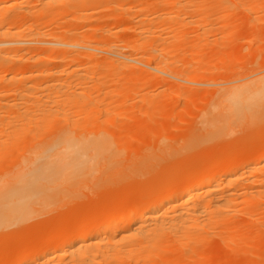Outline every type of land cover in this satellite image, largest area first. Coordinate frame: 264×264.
I'll return each mask as SVG.
<instances>
[{
	"label": "bare ground",
	"instance_id": "6f19581e",
	"mask_svg": "<svg viewBox=\"0 0 264 264\" xmlns=\"http://www.w3.org/2000/svg\"><path fill=\"white\" fill-rule=\"evenodd\" d=\"M9 1L0 0V151H7V149L2 150L6 147L2 146L8 138L38 140L43 144L31 150L30 156L20 164L17 171L9 174L6 172L0 177V227L8 221L23 219L37 203L45 204L49 198H64L87 184L106 187L113 181L123 180L129 173L135 172L134 167L131 168L124 163L125 159L120 150L114 148L115 138L113 140L112 137L101 135L102 127H107L106 123L112 126V122H117L119 117L124 116L122 109L114 113L110 103H107L106 108L101 105V95L110 93L114 90L111 88L117 87L116 84L120 83L116 81L120 80L118 78L121 75L115 80L110 78L113 76L110 74H113L116 67L118 69H120L119 66L125 69L127 67L128 72H143L149 76V79L153 78V82L161 81V83L168 84L169 87L163 85L165 88L182 85L190 89L193 87L191 85L196 84L206 86L205 90H211L213 95L206 102L205 116L200 126H196L195 129L196 132L205 130L204 138L223 137L241 128L244 124L264 118V68L239 78L231 77L223 82H207L204 75L198 73L201 70H196L195 66V70L193 67L191 69H189L190 66L187 67L194 57L188 61L189 64L183 60L185 54H183V61H177L178 56L182 57L178 53L185 52V48H182L184 45L172 47L174 43L179 46L181 42L182 44L186 42L184 38L188 33L184 36L182 28L192 25L197 33L192 31L195 37H192L193 39L189 42L191 44L189 48L192 47L193 51L195 47L202 46L203 49L205 42H208V35L211 33L213 35L218 28L211 21L213 16L210 17L213 9L216 10V6L220 8L216 14L212 15L228 17L229 15L234 16L239 10L240 12L260 10L259 8H263L264 4L262 0H254L251 3L249 1L248 4H244L241 0H37L39 5L44 6L43 10L48 5L54 6H51L54 8L51 16L53 20L57 16L60 17V12H64L60 10H65L64 13L67 12L65 16L68 19L69 17L78 18L76 20L81 21L82 24L83 21L93 16L92 13L91 15L87 12L92 7L107 10L110 9L111 4L120 6H115L117 10L119 9L118 11L113 8L116 12L106 15L108 20L104 19L105 23L100 21L101 17L98 18L99 20L96 19L102 26L99 22L97 24L99 26L88 23V27L85 28H89L90 36L88 33V37L79 38V36V39L75 36H66L68 28L63 27L55 32L36 28L38 26L30 28L31 26L27 24L28 27L22 28L19 19L21 15L27 18L26 15L31 13L32 16L30 15L29 18L33 17L35 20L37 16L32 14L30 7L26 10L23 6L24 10L21 9L20 12L17 11V14L8 17L6 9L13 8L12 5L16 4L11 1L9 3ZM106 1L111 5L110 7L106 8ZM4 9L6 15H3ZM41 12L45 11L40 10V14ZM196 12L201 13V16L192 21L186 20V15L190 18L189 14ZM19 13H21L20 16ZM47 14L50 19V14ZM42 16L44 14L39 15V19ZM194 16L191 15L192 18ZM106 21H109V24H106ZM170 27L174 28L169 30ZM188 29L190 31V28ZM124 30H129L131 37L126 36L127 33L124 34L126 37L121 35L120 32ZM97 32L98 34L101 32L100 37H94ZM230 39V33H225L220 37H214L210 42L220 44ZM207 46H210L209 43ZM32 50L37 52L34 54L36 55L35 64L25 68L26 64L24 65L23 61L27 57L23 52L33 53ZM217 52L216 50L214 52L216 56ZM197 53L198 51H195L194 54ZM176 54H178V59L175 60ZM222 54L221 60L224 58L228 60ZM32 56L30 58L34 60ZM211 58L214 60L213 57ZM53 60L57 63L52 65ZM96 61L98 64L100 62L110 64L107 67L110 74L108 76L103 74L105 78L96 72V67H98ZM14 65L18 67L15 68ZM201 66L203 68L202 64ZM102 69L100 67L99 70L102 71ZM130 69L132 70L129 71ZM2 72L5 73L2 75ZM96 73L98 76L95 77ZM138 73L129 74L139 79ZM106 77L109 78L108 81ZM142 78L139 79V85L144 82L146 84L144 79V82H141ZM130 82L128 85L122 84L123 87H120V83V89L117 87L115 93L127 92L129 84L133 83L135 86V82L132 80ZM137 84L136 82V86ZM143 85L135 91L139 92L137 90L139 88L141 90ZM152 85L154 86L155 83ZM145 88H147L146 85ZM167 90L164 96H168L166 106L160 105L163 103L161 101L159 103V99L155 100L158 103H154L153 100L157 98L156 94L146 99L144 97L149 102L148 104H155V107L159 105L162 108L159 106V109L156 108L157 112L153 113L156 116L160 113L165 117L166 113L163 114L160 109L166 110L167 106L170 109L173 104L170 95L173 96L172 93H175V90L171 94ZM157 91L159 94L162 90ZM94 92H96L95 95H92ZM120 93L122 92L118 95L123 96L124 93ZM134 94L129 97L133 98ZM169 98L170 105L168 104ZM162 99L165 105L166 98L162 97ZM125 101L121 100L119 105ZM98 107L103 108L101 113L105 117L101 121L103 123H98L100 125L93 122V119L99 116ZM75 109L81 110L77 116L79 115L82 123L84 122L86 129L82 127V130L72 135L66 127L74 126L80 120L78 117L72 118L71 111ZM156 109L149 112L152 113ZM172 110L173 108L168 111L172 112ZM129 113L128 111V115L125 114L129 122L140 121L137 126L143 124L138 128L139 130L148 124L149 118L144 119L141 115L143 112L137 115L138 117L140 115L138 119L135 115L137 113L133 114L136 118ZM149 115L152 120V114ZM170 116L172 113L165 117L166 120L163 118V125L169 124L167 119L169 120ZM181 117L179 115V119ZM172 119L173 117L171 122ZM162 128L158 129L160 135L158 132L156 135L162 136ZM127 129L129 128H126V131L134 130ZM156 129L151 131L154 132ZM110 130L114 133L112 128ZM137 130L125 134L131 138L132 133L140 135L146 131L137 132ZM112 133L111 135H114ZM154 133L151 134L155 135ZM133 134L132 137H135ZM151 134L147 135V139L148 137L149 140L152 139ZM145 150L143 147V151ZM149 150L145 153L141 151V161L151 162L154 158L153 152H148ZM174 177L171 180L174 185L172 184L173 186L169 189L163 188V190L157 185V189L153 187L147 192L148 196L145 193V196H142L144 192L142 191L136 203H132V206H129L131 205L129 203L126 207L127 204H125L124 209L121 207V211L120 208L119 211L112 207L111 210L101 208L79 223L74 222L75 220H66L64 230L53 234L46 246L41 244L29 246L30 249L35 248L34 253L17 251L11 254L1 242L4 249L0 248V264H187L188 260L192 259L191 255L193 256L196 251L205 252L210 257L215 252L218 254L215 239H220L221 245H224L223 248L233 253L230 254L231 258L223 257V261L216 264H239L241 261L234 262V260L240 253L249 252L254 246L263 244L264 149L251 160L247 154L228 156L223 164L207 163L202 169H190L183 181H180L182 178L179 180L175 178L174 181ZM239 217L245 218L246 221L239 222ZM245 225L259 227L263 235L257 234L254 238L243 237L242 228H245ZM169 253L172 254V258L166 257ZM164 254L165 257H163ZM178 255H181L182 259ZM157 260L159 262L155 263ZM203 260L200 258L192 264H202ZM259 260L258 264H262L264 255ZM251 261H244L245 263L242 264H254Z\"/></svg>",
	"mask_w": 264,
	"mask_h": 264
},
{
	"label": "rangeland",
	"instance_id": "374dc122",
	"mask_svg": "<svg viewBox=\"0 0 264 264\" xmlns=\"http://www.w3.org/2000/svg\"><path fill=\"white\" fill-rule=\"evenodd\" d=\"M10 1L15 2L19 7L20 6L21 7H20V9H17L19 7L18 6L16 7L15 6L16 4L12 5V6H14L13 8L8 7V9H6L8 17L17 14L18 12L21 11V9L24 10L23 8H25L27 10V9H29V7H30L29 10L30 11L32 10L31 11L32 14L37 16L38 21H37V19L35 20V18H33V17H31L32 19L29 18L31 13L26 15L28 19L25 16L21 15V13H19L18 15L19 16L21 15L19 19L21 21L20 23H22L21 24L22 28H24L25 26L28 27L27 25L31 26L30 28L38 26L36 28H40V29H42L44 31H48V32L49 31L55 32L59 28L63 27L64 29L68 28L71 30L70 31V30L66 29L67 30L65 33L66 36H68V37H74L75 36L76 38H78L79 36H80L79 38L88 37L87 36L88 33L90 36L89 28L86 29L85 27H88L89 24L97 25L98 22L100 23V21L102 23L103 22L105 23V20H108V19H106L107 18L106 15L113 14L114 12L118 11L119 9L117 10V7H115V6L120 7L117 3H116L117 5L111 4L112 6L114 5V7H112L107 1H106L107 2L106 8L111 6L110 9L106 10L105 8H102V10H98V8L92 7L90 9L92 12H90V10H87V12L89 14L92 13L93 16L91 17V19H88L87 21H83V24H82V22L80 20H79L80 22H78V20H76L78 18H74V17L70 18L69 17V19H68V17L65 16V15H67V12L64 13L65 10H60V11H64V12H60V17L57 16V18L55 17L56 20H55V18L53 20V18L51 17L52 13L54 12V8H51V6H53V5H48V6H46L45 10H43L44 6L39 5L37 0H10ZM10 1H9V3H10ZM241 1L244 4H248L249 1L251 3L254 0H244V1L241 0ZM106 2H105V4H106ZM262 2L264 3V0H262ZM36 4L38 6H36ZM15 7H16V9H15ZM37 7H40V8H37ZM93 8H95V9H93ZM113 8H115L116 11H114L115 9H113ZM219 8L220 7L216 6V10L213 9V13L216 14V12L219 10ZM36 9H39V10H36ZM49 9H51L53 11L50 12ZM259 9L260 10L257 9V11L256 10L246 11L245 10L242 12H240L241 10H239L235 13L234 16L229 15L228 17L227 16H220V15H212L213 14L212 13L210 15V17L213 16V19L211 21L218 28L216 29L215 32H213V35H212V33L208 35L210 40L207 37L208 42H205L206 45L205 44L203 45L204 46L203 49H202V46L195 47L196 50H194L195 49L194 48L193 51L191 49L192 47L189 48L191 46V44L189 42L195 37L194 33L196 34L197 31L193 28L192 25L188 26V27L187 26L183 27L184 28V29L182 28V30H184V32H182L183 35L188 33L189 35L187 34V36L190 38H188L186 35H184L187 38V39L184 38V40L186 42L184 44H182V42H181V44L179 46H177V44L174 43L172 47L176 48V47H182L184 45L182 48H185L184 50L187 53H185V52L184 53H178L179 55L181 54L182 57L181 56L179 57L178 54H176L174 59L176 60L179 58L177 61L186 60L185 62H187L188 64L190 62H192L187 67L190 66L189 69H191L192 67L194 68V66H195L196 70H199V71L201 70L198 73H202V75H204V77H205L204 78L205 81H207V82H223V81H225L231 77H236V78L238 77L239 78V77L244 76V75L252 74L255 71H259L260 69L264 68V4H263V8H259ZM40 10L45 11L46 13L41 12V14H40ZM48 10H49V12H48ZM34 12H37V13H34ZM47 13L50 14V17H51L50 19H49ZM43 14H44V16H42V18L39 19V15H43ZM194 14H196V16H194ZM3 15H6L5 9H4ZM189 15H190V18H187V17H189L188 15H186L187 17L185 16V18L187 21H190V20L192 21L194 18L196 19V18L200 17L201 13L199 14V12H196L193 14L190 13ZM191 15L194 17L192 18ZM36 16H34V17H36ZM61 16H63L64 18L63 17L61 18ZM44 17L47 20L44 19ZM98 18H100L101 20L97 21V20H99ZM25 19H27V21ZM93 19H95V20H93ZM33 20H35V21L33 22ZM92 20H93V22H92ZM209 20H210V18H209ZM213 20H214V22H213ZM42 21H45L46 23L42 22ZM108 22L109 21H106V24ZM246 22H248V23H246ZM84 23L86 24V26ZM99 25L102 26L101 23ZM99 25H97V26H99ZM173 28L170 27L169 30H171ZM186 28H187V30H186ZM188 28H190V31ZM128 31L129 30H124V32L122 31V32H120V34L123 35L124 37H126L127 35L129 37H131L130 31L129 32ZM192 31L193 32L195 31V32L193 33ZM125 33H127V34H125ZM225 33H230L231 39L228 42L227 41H224V42L219 41L220 44L217 42H215V44H214V42H210L214 37H217V36L220 37V35H223ZM215 34H217V35H215ZM95 36L100 37L101 32H99V34H98V32L95 33L94 37ZM208 43L210 46H207ZM217 44H218V46H217ZM200 47H201V49H198ZM187 50L190 52L188 53ZM215 50L218 51L217 56L215 55L216 53H214ZM32 51H33V53H30L31 51L23 52L24 56L26 55L25 57H27V59H29V60H27L25 58V60L23 61L24 65L26 64L25 68L32 67L35 64V58H36L35 56L36 55L34 56V54L37 52H36V50L35 51L32 50ZM195 51H198V53L194 54ZM201 52L204 54H202ZM220 53L221 54L223 53L222 55H225L226 59H228V60H225L224 56H223L224 59L221 60L222 56ZM27 54H29L31 56L33 54L32 58L35 57L34 60L31 59L30 58L31 56L29 57ZM183 54H185V58L187 57L186 59L183 57L184 56ZM212 54H214V56H216V58ZM199 55H200V57H199ZM177 56H178V58H177ZM195 56H196V58H195ZM211 57H213L214 60L215 59L219 60L220 63L219 62L217 63V61L216 60L214 61ZM191 58H193V59H191ZM190 59H191V61H190ZM188 61H190V62H188ZM195 62H196V65H195ZM54 63L56 64L57 61L53 60L52 65ZM96 63L98 65V67H96V72H99L98 74L101 77L102 76L104 77L105 74L107 76H108V74H110L109 71L107 70V67L110 64L106 65L107 62L104 64H103V62H100V64L102 65L101 66L100 64H98L97 61H96ZM179 64H181V63L179 62ZM201 64L203 65V68H202ZM198 65H199V67H197ZM14 67L17 68L18 65L17 66L14 65ZM100 67H101V69L103 68L102 71L99 70ZM119 67H120V69H118L116 67L113 70V74H110V75H113L110 78H112L114 80L117 79V77H119L121 75L120 77H122V78L119 77L118 79H120V80L116 81V82H120L121 84L118 83V84H116V86L118 85L117 87H119V84H120V87H123V86H121L122 84L126 83V85H128V82L131 83L130 82L131 80H132V82H135V86L133 83H132V85L129 84V86H128L129 90L128 91H130V92L118 91V94H119V92H122L120 94L124 93L123 96H125V94H126V96L128 98L126 96H125V98H123L122 95L116 94L115 91L117 90V87H115V86H113L111 88L114 90H111L110 93H108L106 95H101V101H102L101 105H104L103 108H106L107 103H110V106L112 107V111L114 113L119 112L120 109H122L121 111L124 110V112H122V114H124V116L122 115V117H119L117 122L115 120H114L115 122H112L115 126H113V124H112V126H113L112 127V126H109L111 124L106 123L105 125L107 127H105L104 124H102L104 126V128H106V130L102 127L101 135L109 136L110 138L112 137L111 139H113V140L115 138V141H113L114 146H115L114 148H117L120 150L121 154H123L124 159H125L124 163H126V165L130 166L131 168L134 167L135 172L132 174L129 173L127 175V177H125V179L122 178L123 180L118 179V180H115L117 182L113 181L112 183H110L106 187H99V186L95 187V186H92L90 184H87V185L80 187L74 194H68L64 198H59V197L58 198L57 197L56 198H49V199L46 198L48 201L47 203H45V204L37 203L23 219H18L17 221H12V222L8 221V223H6L0 227V245L3 243L4 244V245L2 244L3 247L8 248L7 250L9 253L13 254L14 252H17V251H19V252L20 251L21 252L29 251L30 253H34L36 251V250H34L35 248L30 249L29 246L32 244H41L43 246H46L48 244V240L50 239V237L53 234L60 233L64 230V227L66 225V222H65L66 220H68V219L70 221L75 220L74 222L79 223L82 221V219L88 218L90 215H92L96 211L101 210V208L102 209L106 208V210H108L107 208H109V210H111L110 208L112 207L116 211H119V208H120V211H121V207H122V209H124L123 207L125 204H127V205H125V207H126L129 205V203H131V205H129V206H132L134 203H136V201L139 200V193L142 191H144L142 193L143 195L141 193H140V195L145 196L144 195V193H145L148 196L149 194L147 192L149 190H151L153 187H155L156 189L158 187H162V189L164 188L165 190H167L170 188V186L174 185L171 181V180H173L174 176H175L174 181H175V178L177 180L182 178V179H180V181H183L186 178V176L188 175L189 170L192 168L202 169L205 165H207V163H209V164L215 163L217 165L223 164V162L227 159L228 156H245L247 154V156L250 157V160H251L254 157H256V155L260 151H262L264 149V118H260V119H258V121H255V122L244 124L241 128H239V129L237 128L236 130L232 131L231 133H229L226 136L204 138L205 130L196 132L195 129L198 126H200L201 121L205 116L206 102L213 95V92L211 90L210 91L205 90L206 86L196 85V84L191 85L193 87H190V89L185 87V86H182V85H180V87H176V86L174 87L173 86L172 88H174V89L165 88L166 86L169 87L168 84L163 83V82H162L163 83L162 84L161 81H154L153 82V78L149 79V76H147L143 72L138 73V71H131L132 69L129 70L131 72H128V70H126V69H129V68L126 67V69H125L124 67H121V66H119ZM104 68H106V70H104ZM195 68H194V70H195ZM118 70H120L121 72L120 71L117 72ZM114 71H115V73H114ZM134 72L136 74L138 73L140 78L143 77L141 82H144L143 81V79H144V80H146V84L144 82V83H141L139 85V83H140L139 81L141 79L139 78L140 79L139 80L135 76L132 77L134 75ZM4 73L5 72H2L1 74L3 75ZM116 73H120V74L116 75ZM129 73H131L133 75H131ZM125 74L127 75V78H126ZM96 76H98L97 73H96L95 77ZM200 76H201V74H200ZM106 79L108 81L109 78L106 77ZM129 79H130V81H129ZM201 79L203 80V77H201ZM125 80L127 82H125ZM39 81H41V79ZM151 81L153 83H151ZM136 82L138 83L137 84L138 86H136ZM158 82H159V84H158ZM154 83H155V85L157 83L158 86L157 85L153 86L152 84H154ZM143 84H145L147 88H145V85H143ZM142 85H143L142 89L140 90V88H139V90H137L139 92H136L135 90L138 89V87H141ZM163 85L165 87H163ZM120 87H119V89H120ZM158 89L162 90V91L164 89V91H163L164 95L161 93L162 91H160V93L162 95L159 93L160 94V97H159L158 96L159 91H157ZM208 89H210V88H208ZM155 90H156V92H155ZM165 90H167V92L170 94L172 93V91L174 92V90H175V93H172L173 96L169 94L171 96V97L170 96L169 97L171 98L172 101L170 100V98L168 99L169 105L171 104L170 101L173 103L171 106V108H173L172 112L168 111L171 109V108L168 109L169 106L165 107L166 110L163 109V110H165L163 112V110H161L162 108L158 105L161 108L160 111H162L163 114L166 113L165 117H167V115H170V113H172V116H170V119L169 120L167 119V122L169 123L168 125L162 124L163 120H164L163 118H165L164 115L159 113L156 116V114L155 115L153 114V113H156L157 110L159 109L158 106L155 107V104L150 105V104H148L149 102H147L145 100L147 97L149 98L151 95L156 94L157 98H155L153 100L154 103H158V102L160 103V101H161L163 104L160 103V105L166 106L168 96L164 97L166 94ZM134 91H135V94H134ZM131 92H133L132 94H134L133 98L129 97L132 95ZM95 93L96 92H94V94H92V95H95ZM127 93H129V95ZM138 93H140V94H138ZM136 96H137V98H136ZM138 97H139V99H138ZM144 97H145V99H144ZM162 97L166 98L165 99L166 100L165 105H164ZM140 98L142 100H145L146 102L142 101ZM137 99H138V101H137ZM158 99H159V101L156 102ZM121 100L122 101L126 100V101L122 105H119V102ZM150 103H153V102H150ZM100 107H98V110H97L99 112L98 113L99 116L95 117V119H93L94 120L93 122H96L97 125H100L98 123H100L102 120H104L103 118H105L103 116L104 114L101 113V112H103L102 111L103 108H100ZM99 108H100V110H99ZM156 108H158V109H156ZM154 109H156L154 112H152V113L149 112V111H152ZM125 111L127 113L129 111L130 112L129 114L132 113L131 115H133L134 113H137V114H135L137 119L140 117V115H139V117L137 115L142 113V112L143 113L141 115L144 117V119L149 118L147 120L148 124L143 127L144 130L143 129L141 130V128H140L141 131L146 130L145 131L146 135H144L145 133L140 134V135L132 133L133 131L136 132V130L139 127L143 126V124H142L143 121H141L142 126H137V123H139L140 121L139 122L136 121L133 123V121H134L133 120V121L129 122L127 120L128 116H126L128 114L125 113ZM167 111L169 113H167ZM71 112H72V114H71L72 118L74 119L77 117L79 118V115L77 116V114L80 113L81 110L75 109V110H72ZM113 112H112V114H114ZM100 114H102V115H100ZM146 114H148L149 117ZM149 114H152L151 116L154 119L152 118V120H150ZM159 115H161V116H159ZM179 115H180V117L182 116L180 119H179ZM80 117L82 118V115ZM143 117H142V120H143ZM172 117L174 120L172 119V122H171ZM135 118H133V119H135ZM165 120H166V118H165ZM167 122H166V124H167ZM101 123H103V122H101ZM93 124L95 125V123H93ZM138 125H140V124H138ZM144 125H145V123H144ZM56 126H57V124H56ZM95 126H94V128H95ZM135 126H137V128H135ZM82 127H84V122L82 123V120L80 119L78 121V123H76V125L67 126L66 130H69L72 133V135H75L76 133H78L80 130L83 129ZM85 127H86V125H85ZM115 127H117V128L113 129ZM147 127L151 128V129H149V128L147 129ZM158 127L164 128V130L162 128V131H163V133L161 134L162 136H159L160 131L158 130L159 129ZM89 128H92V127L89 126ZM110 128H112L114 133H112ZM126 128H129V129L135 128L133 131L127 129L129 131H132L131 133L133 135H135V137H132L131 133H130L131 138H129L130 137L129 135L127 137V134H125V133H127V132L129 133V131H126ZM156 128H158V129H156ZM154 129H156L154 131L155 133L153 131H151ZM140 130L138 129L137 132H139ZM110 132L114 135H111ZM156 132L159 133V135L157 134L158 137L156 135ZM151 133H154L155 135H152ZM150 134L152 135L151 140H149V137L147 139V135L149 136ZM116 136H118V137H116ZM194 136H197V137L194 138ZM153 138H155V139L153 140ZM41 144H43V143L39 142L38 140L32 141V140H25V139L8 138V140H6L4 145L2 146V147L6 146L5 148H2V150L7 149V151H0V177L4 176L6 172H8V174H9L10 172L17 171L20 167V164L23 163L24 161H26V159L30 156V153L32 152L31 150L40 146ZM148 146H150V147H148ZM143 147H144V150L146 147H147L146 148L147 150H149L151 148L148 151V152H150V151L153 152L152 155L154 156V158H152L151 162L148 161L145 163V161H141L140 156H142L141 151H143ZM140 148L142 149L141 151L138 150ZM147 150H145V151H147ZM145 151H143V152L145 153ZM139 153H140V155L137 156V154H139ZM138 158H139V160H137ZM136 168H137V170H136ZM157 185H159V186L157 187ZM142 198H146V197H142ZM141 200L142 199H140V201ZM139 202H137V203H139ZM239 218H238L239 222L240 221H242V222L246 221L245 218H243V217H239ZM258 228L259 227H253V226L249 227V226L245 225V228H242V231L244 233L243 237L246 236V237L254 238L257 234L263 235L262 231H260L261 229L259 228L260 229L259 230ZM241 241H242V236H241ZM214 243L218 247V249H217L218 254H217V252H215V254H214L215 256L212 255L210 257L209 255L207 256V254H205V252L199 251V253H198V251H196L195 254L193 253V256L191 255L192 259L190 261L188 260L189 263H187V264H192L193 261L198 260L200 258H201V260L204 259L202 261L203 263L200 261L202 264H206V262H208V261L209 262L207 264L221 263V260L223 261V257H226L225 259H228L231 256L230 254H233L228 249L223 248L224 245H221L222 242L220 241V239H218V240L215 239ZM2 245L0 246V248L2 247ZM3 249H1V250H3ZM228 251L230 252L229 254H228ZM223 253H225L226 255ZM262 255H264V242L261 245L254 246V248H252L249 252L247 251L246 253L245 252L240 253L236 257V259L234 258L235 259L234 262L241 261V262H239V264H242V263H245L247 261L252 260L251 262H253L254 264H258V262L260 261L259 259ZM176 256H175V258H177ZM178 256H180L182 259L181 255H178ZM204 256H205V258H204ZM163 257H165V254L163 255ZM166 257L172 258V254H170V253H169V255L166 254ZM180 257H179V259H180ZM205 259H206V261H205ZM158 262H159V260H157V262H155V263H158ZM262 264H264V262Z\"/></svg>",
	"mask_w": 264,
	"mask_h": 264
}]
</instances>
